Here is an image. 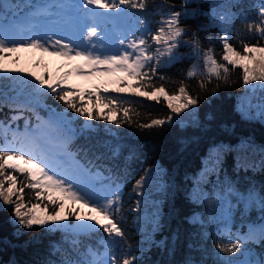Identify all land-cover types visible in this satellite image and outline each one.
Returning a JSON list of instances; mask_svg holds the SVG:
<instances>
[{
    "label": "snow or ice",
    "instance_id": "obj_1",
    "mask_svg": "<svg viewBox=\"0 0 264 264\" xmlns=\"http://www.w3.org/2000/svg\"><path fill=\"white\" fill-rule=\"evenodd\" d=\"M154 2L79 0L77 3L65 0L57 5L59 12L53 13L50 6H41L21 24L6 27L0 23V61L21 49H32L78 62L55 77L51 72L14 75L25 70L9 69L0 64V81H9L10 90L15 93L7 97L0 92V108L20 110L10 121L0 120V210L11 207L10 222L25 231L39 227L49 232H62L69 245V250H62L59 245L50 249L53 254L60 253L58 261L45 259L38 264H139V257L130 254L131 245L127 244L123 227L122 183L113 175L105 176L91 161L88 166L81 164L75 154L68 151L74 119L83 118L84 128L92 131L98 129L89 122L102 121L103 130L113 136L116 133L108 125L117 129L134 127L140 131L175 123L183 127L181 113L192 115L195 112L201 102V92L214 97L222 86L234 83L231 76L237 69L245 86L259 84L264 87V2L258 5L257 19L247 24L246 32H235L230 23L227 27L222 23V35L215 40L208 37L207 46L198 35L199 30L190 32L182 23V18L195 15L188 11L189 0H182L180 10H172L175 5L161 0L160 7H167L168 11L161 14L155 29L145 18ZM130 10L141 15L134 16ZM241 15L247 18V13ZM52 16L55 19L50 24L40 20ZM232 18L230 13L219 16L222 22ZM6 19L0 13V21ZM217 43L221 46L219 52ZM182 48L188 51L181 52ZM184 60L191 63L179 81L162 74L164 69ZM73 72L85 76L122 72L125 75L119 82L124 87L101 91L100 86H95L93 90H85L68 83ZM192 80L199 89L194 94L190 91L189 81ZM169 85L175 87L170 90ZM46 96L60 102L65 111L56 112L50 108L48 120L37 115V123L30 126L29 119L24 118L23 131L12 129V123L22 117L23 110H30L38 97ZM9 99L12 103H6ZM204 99L207 100V96ZM145 101L163 104L167 114L149 115L145 122L134 107ZM67 110L76 117L69 116ZM110 153L113 158L118 156L120 145L111 146ZM134 157L132 152L125 159ZM159 172L162 169L158 163L154 168L145 169L133 183L132 192L142 197L154 174ZM123 175H129L127 165ZM140 205L137 200L132 210L139 212ZM261 205L264 209V198ZM84 208L89 211L83 212ZM95 233H103L99 246L85 245L81 237ZM228 236L227 243L215 246L220 258L218 264H264V257L234 259L237 252L244 254L241 250L248 241L255 242L258 238L264 244V227L260 228L258 236L255 230L234 239L230 232ZM99 247L103 248L102 252ZM186 264L195 262L189 260Z\"/></svg>",
    "mask_w": 264,
    "mask_h": 264
},
{
    "label": "trees",
    "instance_id": "obj_2",
    "mask_svg": "<svg viewBox=\"0 0 264 264\" xmlns=\"http://www.w3.org/2000/svg\"><path fill=\"white\" fill-rule=\"evenodd\" d=\"M155 1L160 7L161 0ZM213 1L219 3L217 11L221 15L233 9L232 0H189L188 11L197 7L202 10L198 17L182 18L183 25L193 32L198 29V23H210L211 17L207 11L211 5H216ZM181 2L182 0H168V5H175L172 10H180ZM160 9L162 14L168 11L167 7ZM14 61V65L11 63L13 69L19 66ZM4 63H7L6 60ZM24 70V73L14 75L31 73V65L27 64ZM177 73L171 71L166 75L179 81L182 75ZM231 81L234 83L222 86L214 97L201 92V102L195 112L192 115L181 113L185 124L183 127L180 123H175L163 128L140 131L134 127L120 126L138 144L135 180L144 174L145 169L154 168L157 163L162 169V172L154 174L142 197L131 190V240L138 251L139 264H179L186 253L193 252V248L200 264L206 260L207 264H215L204 249L209 244L199 224L201 215L204 217V199L194 201L191 194L194 184L197 182L200 186L205 185L209 176L202 168L204 157L212 155L214 159H221L216 163L222 161L227 165L233 164L230 167L235 165L245 177L241 180L242 191L252 181L258 183L264 192V87L259 84L245 86L239 69L232 73ZM189 83L193 94L199 90L195 80ZM9 85V81H0V89ZM173 87L175 85H169L170 90ZM205 96L207 100L204 99ZM134 107L145 122L149 115L157 117L167 114L163 104L150 101L136 103ZM199 174L200 178L197 177ZM171 176L178 179V187L174 193L175 210L169 218V211L173 210L167 193L171 187ZM163 181L167 182L166 186L162 185ZM137 200L141 202L139 212L132 210L135 209ZM11 214V207L0 210V264H38L39 261L49 259L50 242L56 232L39 227L25 231L21 226L10 222ZM174 229L176 230L173 231ZM173 241L177 249L170 252ZM213 248L214 243L211 242V252Z\"/></svg>",
    "mask_w": 264,
    "mask_h": 264
}]
</instances>
